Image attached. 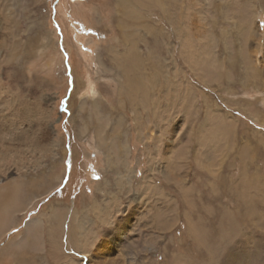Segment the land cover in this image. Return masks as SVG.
Here are the masks:
<instances>
[{"label":"rangeland","instance_id":"374dc122","mask_svg":"<svg viewBox=\"0 0 264 264\" xmlns=\"http://www.w3.org/2000/svg\"><path fill=\"white\" fill-rule=\"evenodd\" d=\"M5 92L0 264H264V0H0Z\"/></svg>","mask_w":264,"mask_h":264},{"label":"bare ground","instance_id":"6f19581e","mask_svg":"<svg viewBox=\"0 0 264 264\" xmlns=\"http://www.w3.org/2000/svg\"><path fill=\"white\" fill-rule=\"evenodd\" d=\"M195 62H196V61H195ZM262 74H263V73H262ZM257 75H258V74H257ZM126 77H127V74H126V76H125V79H126ZM128 78H129V76H128ZM126 80H127V79H126ZM131 80H132V79H131ZM129 81H130V80H129ZM129 81H128V83H130ZM149 81H150V80H149ZM138 82H140V81H138ZM131 83H132V82H131ZM140 83H141V82H140ZM133 84H134V83H133ZM135 84H136V83H135ZM148 84H149V83H148ZM124 85H125V84H124ZM136 87H137V86H136ZM141 88H142V87H141ZM129 90H130V89H129ZM94 91H95V90H94ZM10 95H11V94L5 92V95H4V96H5V99H4V101H0V108H6V109H7L8 106H11V104H13V101H14V100H12V99H13V98H12L13 96H10ZM6 109H5V110H6ZM12 109H13V108H12ZM22 109H23V108H22ZM0 110H1V109H0ZM10 112H11V111H10ZM8 113H9V112L7 111L6 114H8ZM12 113H13V111H12ZM3 114H4V113H3ZM9 114H10V113H9ZM9 114H8V119H9ZM82 114H83V113H82ZM1 116H2V114H1ZM12 116H13V115H12ZM9 123H10V124H9ZM12 124H13V123H12ZM12 124H11V119H10V120H7L6 117H5V119H3L2 121H0V133H1V131H3V130L5 131V129L8 128V125H9V126H12ZM15 126H16V125H15ZM15 126H14V127H15ZM12 127H13V126H12ZM15 129H16V128H15ZM5 132H9V131L6 130ZM10 132H11V131H10ZM120 148H123V146L120 145ZM205 161H206V160H205ZM248 175H249V174H248ZM244 178H245V177H244ZM258 179H259V178H257V180H258ZM106 181H107V180H106ZM242 181H243V180H242ZM253 181H254V180H253ZM253 181H251V182H253ZM249 182H250V181H249ZM254 182H255V181H254ZM214 183H215V182H214ZM243 183H244V182H243ZM241 185H242V184H241ZM249 185H251V184H249ZM213 186L215 187L216 185H212V187H213ZM237 186H238V185H237ZM246 186H247V185H246ZM251 186H252V185H251ZM214 187H213V188H214ZM241 187H242V186H241ZM249 188H250V187H248V189H249ZM238 189H240V188H238ZM238 189H237V190H238ZM245 189L247 190L246 187H245ZM256 189H257V188H256ZM235 190H236V189H235ZM241 190H242V188H241ZM248 191H249V190H248ZM248 191H246V192H248ZM240 192H242V191H240ZM246 192L244 193V196H245V197H246ZM249 192H251V191H249ZM235 193H237V192H235ZM247 194H249V193H247ZM258 195H259V194H258ZM15 200H16V199H15ZM258 201H259V200H258ZM250 208H251V207H250ZM247 211H248V210H247ZM63 213H65V211H64ZM229 213H230V212H229ZM53 214H54V215H58V214H55V212H54ZM63 215H64V214H63ZM225 215H226V214H225ZM54 218H55V217H54ZM56 218H57V217H56ZM233 222H234V221H233ZM234 224H235V222H234ZM58 225H59V224H58ZM206 225H207V224H206ZM237 226H238V225H237ZM239 226H240V225H239ZM216 227H217V226H216ZM233 227H234V226H233ZM235 227H236V226H235ZM238 228H239V227H238ZM220 229H221V230H220L221 232L219 231V232H220L219 235L221 236V239H223V238H224V239H226V238H227V239H231L232 234H231L230 232L228 233L227 231H225V232H226V233H225L224 230H223V228L220 227ZM226 230H228V229H226ZM49 231H52V230L50 229ZM233 231H234V230H233ZM222 232H223L224 234H223ZM237 232H238V231H237ZM213 233H215V232H213ZM215 234H216V233H215ZM215 234H213L211 237H213V236H215V237L218 236L217 234H216V235H215ZM48 236H49V234H48ZM51 236H52V233H51ZM51 236H49V238H50ZM236 237H237V236H236ZM50 239H52V238H50ZM194 239H195V240H199L200 237H198V238L195 237ZM227 239H226V240H227ZM235 239H236V238H235ZM202 240H203V238L200 239V241H202ZM203 241H204V242H207L208 240H207V239H206V240L204 239ZM198 242H199V241H198ZM209 247H210V246H209ZM226 248H227V247H226ZM201 252H202V251H201ZM228 253H229V252H228ZM205 254H206V253H205ZM207 254H208V253H207ZM208 257H209V256H208ZM94 258H97V257H94ZM176 260H177V259H176ZM206 260H207V259H206ZM93 262H94L95 264H101V262H99V260H97V261L93 260ZM94 263H93V264H94Z\"/></svg>","mask_w":264,"mask_h":264}]
</instances>
